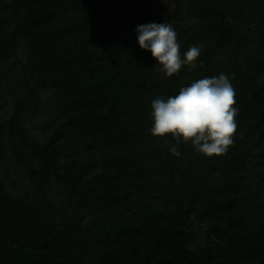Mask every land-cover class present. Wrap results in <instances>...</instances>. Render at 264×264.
Here are the masks:
<instances>
[{
  "label": "trees",
  "instance_id": "16d2710c",
  "mask_svg": "<svg viewBox=\"0 0 264 264\" xmlns=\"http://www.w3.org/2000/svg\"><path fill=\"white\" fill-rule=\"evenodd\" d=\"M174 4L154 20L148 1L0 0V95L16 94L0 120V264H264V195L248 176L264 159V0ZM165 22L182 59L202 46L195 69L167 77L139 46L137 25ZM221 73L234 143L208 157L181 142L173 155L171 134L151 133L152 101ZM32 106L54 116L44 141L25 124ZM6 133L24 167L14 191Z\"/></svg>",
  "mask_w": 264,
  "mask_h": 264
},
{
  "label": "clouds",
  "instance_id": "9594fccd",
  "mask_svg": "<svg viewBox=\"0 0 264 264\" xmlns=\"http://www.w3.org/2000/svg\"><path fill=\"white\" fill-rule=\"evenodd\" d=\"M141 49L150 51L159 70L167 77L178 74L187 65L195 69L201 47L191 46L181 57V45L170 23L137 25ZM202 66V65H200ZM235 90L228 76L205 77L180 89L179 94L152 101L151 133L155 137L171 134L177 146L170 150L179 156L178 145L191 142L195 150L208 157L224 155L234 143L238 110Z\"/></svg>",
  "mask_w": 264,
  "mask_h": 264
},
{
  "label": "rangeland",
  "instance_id": "374dc122",
  "mask_svg": "<svg viewBox=\"0 0 264 264\" xmlns=\"http://www.w3.org/2000/svg\"><path fill=\"white\" fill-rule=\"evenodd\" d=\"M128 4L131 5L134 9H140L142 4L148 1V6L146 5V13L150 15V17L154 20H160L165 18L169 13H171L175 7L174 0H126ZM12 85V84H11ZM4 86L9 91V95L1 97L0 95V120H5L10 117V115L14 111V100L15 96L10 95L13 91L14 86ZM1 92H5L4 89L1 88ZM41 99H47L49 94L47 92H43L40 94ZM44 111L39 110L34 113V107L30 109V111L24 116L25 124L28 128L30 135L33 139L37 141H44L46 137L52 133V124L50 122L53 121L52 118H47ZM4 144L7 147V152L5 154V158L3 161L1 176L7 186L14 191V187H20L23 185L24 177V167L18 163L16 156L14 155V149H12V144H10V135L8 133L5 134L3 138ZM17 148L22 150L24 145L19 142ZM16 148V149H17ZM23 151V150H22ZM248 176L250 178V183L253 184L252 189L261 188L262 195H264V159L256 158L253 161H250L248 167ZM248 182V183H249ZM53 193V192H52ZM54 194V193H53ZM202 230H198L199 238L203 240Z\"/></svg>",
  "mask_w": 264,
  "mask_h": 264
}]
</instances>
